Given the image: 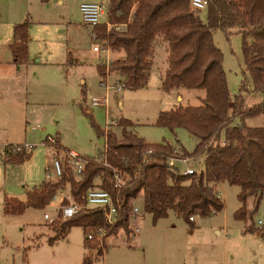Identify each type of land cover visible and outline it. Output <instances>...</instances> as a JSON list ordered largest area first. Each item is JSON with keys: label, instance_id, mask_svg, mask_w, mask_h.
Returning a JSON list of instances; mask_svg holds the SVG:
<instances>
[{"label": "trees", "instance_id": "obj_1", "mask_svg": "<svg viewBox=\"0 0 264 264\" xmlns=\"http://www.w3.org/2000/svg\"><path fill=\"white\" fill-rule=\"evenodd\" d=\"M205 2L202 8L205 22H202L198 15L200 9L191 8L189 0H107L105 21L92 26L95 38L106 40L109 53L124 54L107 64L96 65L102 86L109 73L120 75L124 88L134 90L146 86L155 43L157 39L166 42L167 66L160 79L161 89L165 92L177 88L201 89L204 94L197 97L200 101L197 106L158 111L155 125L170 131L185 129L197 139L192 151L176 149L178 155L165 141L147 143L134 132L133 122L125 117H120L116 125L101 128L82 98L80 112L89 118L96 134L104 137L102 154L106 164L97 161L95 156H82L84 163L79 174L66 166L61 177L44 179L27 189L24 200L4 196V213L43 209L59 189L67 187L69 198L58 203L56 216L45 224L53 232L47 243L52 245L66 238L71 228H80L83 244L90 250L80 264H92L103 255L106 236L119 231L126 236L133 234L130 215L140 193L142 210L151 214L153 224L171 210L192 227L194 217H208L222 209L223 202L215 186L224 182L238 188L236 199L240 205L234 210L233 218H250L264 198V127L249 126L245 119L263 114L264 100L250 107L243 104L245 94L264 92V0ZM31 24L26 17L13 25L14 41L10 49L17 65L28 62ZM215 29L225 35L236 32L240 36V57L248 80L245 77L239 82L238 93L231 103L221 67L222 53L212 41ZM13 145H7L2 152L4 164H21L26 158L27 151L13 150ZM201 154V169L190 174L179 172L175 165L167 166L170 157ZM97 177L100 181L96 184ZM91 187L102 188L111 195L117 208L114 223L106 221L101 207L86 206L85 194ZM72 204L79 210L64 217L63 208ZM255 229L250 224L242 232Z\"/></svg>", "mask_w": 264, "mask_h": 264}, {"label": "rangeland", "instance_id": "obj_2", "mask_svg": "<svg viewBox=\"0 0 264 264\" xmlns=\"http://www.w3.org/2000/svg\"><path fill=\"white\" fill-rule=\"evenodd\" d=\"M77 1L33 0L27 14L31 22L51 21L48 38L43 42L39 36L34 38L33 53L41 59L57 60L59 66L40 65L38 73L29 74L30 82L25 83L24 92L17 97L6 96L7 103L0 105L5 114L0 119V264H80L90 252L78 227L71 228L66 238L52 245L47 243L53 232L45 224L56 216L59 197L43 209L27 208L22 214H7L2 209L5 195L24 200L27 189L46 179L47 167L52 173V159H63L64 148L58 147L55 135L63 146L80 156L101 158L104 137L96 134L89 118L80 112L82 98L101 128L122 116L133 122L134 132L147 143L165 141L190 153L197 142L183 128L170 131L155 125L158 110L197 106L200 104L197 97L204 94L201 89L177 88L169 92L161 89L160 75L167 66L166 42L157 39L155 43L147 86L119 89L116 84H121L122 78L116 73H109L106 86H102L96 65L105 60V54L93 50L99 41L94 42L90 36L92 26L82 23ZM101 1L105 5L102 23L106 19L107 0ZM15 2L19 5V0ZM198 15L205 22L204 9ZM212 41L222 53L221 67L231 103L238 93L239 82L245 77L248 80L240 57V36L236 32L225 35L215 29ZM117 56L110 52L109 60ZM176 93L181 95L180 99L175 98ZM103 95L106 105L91 104L93 96ZM262 100L264 92L247 93L243 106L250 107ZM245 123L264 127V113L246 118ZM47 135L54 142L44 143ZM17 141L32 144L33 148L27 150L23 163L4 164L1 155L5 144ZM202 158V154L190 156L185 164L176 161L175 166L179 172L185 167L198 171ZM99 181V177L94 180L96 184ZM216 190L223 202L222 209L208 217H194L192 227L171 210L153 224L151 214L142 210L140 193L133 205L141 218L131 223L132 227L139 226L138 233L126 236L119 231L106 236L103 255L92 264H264V198L250 218L236 220L233 212L240 205L236 199L237 186L222 182L216 184ZM250 224L256 229L243 233ZM215 228L219 233L213 232Z\"/></svg>", "mask_w": 264, "mask_h": 264}, {"label": "crops", "instance_id": "obj_3", "mask_svg": "<svg viewBox=\"0 0 264 264\" xmlns=\"http://www.w3.org/2000/svg\"><path fill=\"white\" fill-rule=\"evenodd\" d=\"M32 2H33V0H19V5L16 6L15 0H0V105L7 103L6 96L11 95V96L17 97V96H19V94L23 93L25 90V83L30 82L29 74L34 75L33 73H38L37 68L40 65L46 64V65L52 66L54 64H57V66H59V61L54 60V59H47V60L41 59V57L38 56L36 53L34 54L33 50H32L33 41L35 40L34 39L35 37L39 36L38 39L43 42L46 37L48 38L49 32H51V28H50L51 27L50 26L51 21H49L47 19H44V20L42 19V20H39L37 22H32V24L30 26L29 39H28V62L26 64H23V65H17L14 63V61L12 59L10 45L14 41L13 25L15 23L20 22L21 20L25 19L26 17H28L27 14H30V6H31ZM83 2H97V3L103 4L101 0H78L76 3V8L79 12H80L79 6ZM104 14H105V12L102 15H104ZM68 23H70V22H68ZM37 26H40L41 29L37 28ZM91 31H92V28H91ZM33 48L35 49V47H33ZM50 53L51 54H57L59 52L51 51ZM115 53L118 54L119 56L114 57V58L124 56L123 52H121V51L120 52H111V54H115ZM109 59H110V53H109ZM161 77H162V75H160V79H161ZM58 78H60V73L58 75ZM149 78H150V73H149L148 80H149ZM106 79H107V76H106ZM106 84H107V80L105 81L104 86H106ZM116 85L119 89H121L123 87V86H121V84H116ZM146 86H147V84H146ZM141 88H143V87H141ZM15 97L12 98L13 103L15 102V99H16ZM93 98H99L100 99V102L97 105H106V101H105L106 96L105 95L93 96ZM175 98L180 99L181 95L179 93H176ZM118 103L121 105L120 101H118ZM91 104H92V100H91ZM93 106H95V105H93ZM158 111H161V110H158ZM4 116H5V114H3V111H1V108H0V119H4ZM120 117H122V116H120ZM116 122H117V120H116ZM109 123H108V125H109ZM108 125H107V127H108ZM107 127H105V128H107ZM54 137L56 139V142L58 143V147L59 148L63 147L64 152L66 150L67 151L71 150V149L63 146L60 143V139H59L58 135H55ZM21 143H23V142L17 141V142H12L9 144H21ZM9 144L7 142V144H5V147ZM174 148L181 151V149L178 146L174 147ZM215 189H216V186H215ZM216 192H217V190H216ZM5 196H8V195H5ZM140 218H141V215L137 212L136 217L130 223L137 221ZM135 227H138V231H139V226L135 225L132 227L133 228V234L138 233V231L135 232V230H134ZM213 232L216 234L219 233L217 228L213 229Z\"/></svg>", "mask_w": 264, "mask_h": 264}, {"label": "built area", "instance_id": "obj_4", "mask_svg": "<svg viewBox=\"0 0 264 264\" xmlns=\"http://www.w3.org/2000/svg\"><path fill=\"white\" fill-rule=\"evenodd\" d=\"M205 0H189V5L191 8L194 9H202L205 6ZM80 13H81V19L84 24H88L91 26H94L96 24L101 23L100 17L105 12V5L97 2H83L79 6ZM91 38L94 42L99 41L96 43L95 46H93L94 51H100L104 52L105 54V60L101 63L107 64L109 61V48L106 45V40H97L95 38V33L91 31L90 33ZM122 86V85H121ZM100 99L99 98H93L92 99V105L99 104ZM116 120H113L109 123V125H116ZM46 140L49 142H54V138L47 135V138L43 140L44 143H46ZM47 144V143H46ZM33 147L32 144L28 143H21V144H14L13 150H29ZM173 153L178 154L176 149H173ZM179 155V154H178ZM188 158L185 157H170L167 159V166L172 167L175 165V162H181L185 164L187 162ZM96 160L100 161L102 160V163L106 164L104 155L102 154L101 158H96ZM83 157L80 156L77 152L73 150H68L65 152L63 159H59L54 157L51 161V167H52V173L49 171V168H46V179L49 180L51 178H58L61 177L64 172V167L69 166L76 174H79L83 168ZM193 169L189 167H185L182 170L183 174H190ZM49 171V172H48ZM116 182H119L118 176L115 175ZM60 198V201H62L64 198H69V195L67 193V187L59 189L53 196V199ZM86 199V206L89 208H97L101 207L104 210L105 218L108 223H114L117 218V208L115 204L113 203L112 197L109 194L108 191L99 188V187H91L87 190L85 194ZM59 201V202H60ZM1 207V206H0ZM79 210V207L75 204L68 205L63 208L62 215L64 217H70L74 213H76ZM138 212L137 207H134L131 215H130V222L134 220ZM191 219V217H189ZM259 222V221H258ZM135 232L138 231V227H135ZM100 233H103L101 229L98 230ZM88 238H91V234L88 235Z\"/></svg>", "mask_w": 264, "mask_h": 264}]
</instances>
